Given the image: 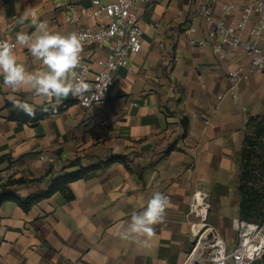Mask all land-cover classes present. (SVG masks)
<instances>
[{"label": "crops", "instance_id": "obj_1", "mask_svg": "<svg viewBox=\"0 0 264 264\" xmlns=\"http://www.w3.org/2000/svg\"><path fill=\"white\" fill-rule=\"evenodd\" d=\"M90 1L0 0V39L15 41L18 32L35 31L31 16L18 22L25 11L63 33L95 26L91 16L76 22L64 18L70 7H89ZM227 1L212 3L215 16L225 22L238 15L223 11ZM135 11L141 47L129 55L131 70L117 68L105 98L91 107L71 95L59 105L34 97L29 102L44 115L35 124L23 123L12 118L6 102L29 94L0 86V185L12 178L37 180L11 186L25 197L47 188L51 177L44 176L50 169L55 176L79 165H99L68 183L70 198L57 191L28 210L4 201L0 264H184L193 221L189 205L197 190L209 195L213 232L233 248L242 141L247 118L264 114V80L252 74L228 93L232 61H220L208 47L189 42L192 0H152ZM195 26L192 35L201 37L205 25L196 21ZM105 45L83 48L92 72L103 65ZM16 53L29 71L39 67L27 49L18 47ZM234 62L247 64L242 50ZM112 157L118 159L109 161ZM156 192L169 204L150 246L122 239L131 214L143 211ZM250 264H264V256Z\"/></svg>", "mask_w": 264, "mask_h": 264}, {"label": "built area", "instance_id": "obj_2", "mask_svg": "<svg viewBox=\"0 0 264 264\" xmlns=\"http://www.w3.org/2000/svg\"><path fill=\"white\" fill-rule=\"evenodd\" d=\"M151 1L91 0L89 7L68 9L64 15L67 22H76L86 16L96 21L95 26L76 31L87 35L84 46L106 44L103 65L96 72L91 71V64L82 53V68L77 71L85 72L86 81L92 85L87 96L97 95L101 101L113 83L116 69L126 67L131 70L129 55L138 52L141 47V28L135 7ZM215 1L192 0L190 24L186 32L192 45L208 47L220 61H232L227 80L228 93L233 95L236 87L252 74H258L264 80V0H228L222 6L223 11H238L237 17L229 22L215 16L212 6ZM196 21H202L206 27L201 37L192 35L196 31ZM239 50L247 57V64L234 62ZM78 101L84 107L80 99ZM96 102L93 101L92 105ZM209 209V195L205 191H194L189 205L193 216L191 243L184 264H250L253 259L264 256V221L234 218L232 226L236 231V241L228 250L223 239L213 232L208 223Z\"/></svg>", "mask_w": 264, "mask_h": 264}, {"label": "clouds", "instance_id": "obj_3", "mask_svg": "<svg viewBox=\"0 0 264 264\" xmlns=\"http://www.w3.org/2000/svg\"><path fill=\"white\" fill-rule=\"evenodd\" d=\"M30 16L35 26L34 32H18L14 42L10 38L0 40V86L12 93L29 94L25 99L12 95L8 100L15 109L33 118L35 107L29 101L34 97L59 105L71 95L79 98L84 107H91L92 102L99 101L100 97L86 95L92 90V85L86 81L85 72L77 71L82 68V53L87 35L56 31L49 27L47 21L38 23L34 11H25L18 22L24 23ZM18 47L27 49L33 63H38L39 67L29 71L16 53ZM168 204L166 196L160 192L154 193L143 211L131 214L126 229L120 233L121 238L149 247L154 226L164 221Z\"/></svg>", "mask_w": 264, "mask_h": 264}, {"label": "trees", "instance_id": "obj_4", "mask_svg": "<svg viewBox=\"0 0 264 264\" xmlns=\"http://www.w3.org/2000/svg\"><path fill=\"white\" fill-rule=\"evenodd\" d=\"M6 106L11 110L13 119L23 123L35 124L44 115L41 109H35V116L30 117L23 111L15 109L10 101ZM264 114L251 115L247 118L245 133L242 141V147L239 160L238 173V191L239 199V218L247 221H264ZM118 159L112 157L109 161ZM72 165H78L77 162ZM71 165V166H72ZM98 164L84 167L79 165L77 169L63 172L52 176V170H48L44 177H51L50 183L44 191L38 194H29L25 197L17 195L11 186L25 182H34L37 180L26 181L22 178L8 179L6 183L0 185V205L4 201H14L23 210H28L35 202L41 198L49 197L54 192L60 191L66 198L72 195L68 188V183L98 168Z\"/></svg>", "mask_w": 264, "mask_h": 264}, {"label": "rangeland", "instance_id": "obj_5", "mask_svg": "<svg viewBox=\"0 0 264 264\" xmlns=\"http://www.w3.org/2000/svg\"><path fill=\"white\" fill-rule=\"evenodd\" d=\"M261 140L264 141V138H262ZM187 256H188V254H187ZM186 258H187V257H186Z\"/></svg>", "mask_w": 264, "mask_h": 264}]
</instances>
